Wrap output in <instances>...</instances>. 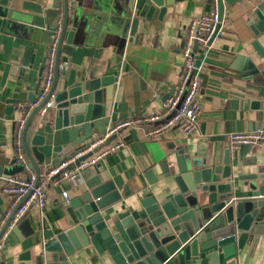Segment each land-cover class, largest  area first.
<instances>
[{
    "label": "crops",
    "instance_id": "0c3cea01",
    "mask_svg": "<svg viewBox=\"0 0 264 264\" xmlns=\"http://www.w3.org/2000/svg\"><path fill=\"white\" fill-rule=\"evenodd\" d=\"M74 1L68 31L73 29V10L82 7L88 16H82L78 34L84 37L86 49L92 50L91 56L84 57L82 65L76 67L77 71L88 72L92 79H118L111 86L114 88L111 101L107 99L106 88L103 89V106L110 120L108 129L161 112L181 76L182 48L189 23L210 11V0H179L162 19L156 10L148 19H140L132 41L128 26L127 39L119 38L117 17L109 4L99 0ZM222 4L225 34L214 41L200 65L203 116L198 133L186 137L174 130L161 139H151V125L122 129L114 139L124 143L121 150L85 168L77 181L69 179L62 185L49 187L47 207H32L18 225L28 221L33 233L28 236L22 231L9 233L0 252V264H27L28 261L19 259L27 252L34 261L46 242L80 225L75 210L65 204L63 192L67 191L73 202L111 183L122 201L109 211L113 214L127 211L133 209L130 205L138 199L161 193L164 176L157 174L158 183L148 187L145 174L157 167L175 174L179 152L184 148L188 151L187 158L199 159L208 166L222 165L230 135L264 127V111L254 106L260 98L250 61L258 62L255 42L264 48V34L258 36L252 29L258 13L264 15V0H222ZM64 15V0H24L14 21L0 30V166H9L15 160V123L20 117L15 105L28 101L30 93L36 92L45 72L52 36L58 24H63ZM241 57L246 60L239 62ZM26 60L28 66L24 65ZM61 67L71 71L72 64L61 63ZM9 106L14 107L12 114L6 112ZM30 130L29 140L35 132ZM93 132V137L100 135L96 129ZM230 152L236 179L234 197L244 199L250 194L238 177L264 170V149L243 146ZM55 157L40 166L41 175L51 167ZM6 184L7 179L0 177V227L4 226L12 204V199L3 193ZM131 188L142 191L133 194ZM69 261L101 264L93 248L77 253ZM232 261L264 264V239L255 250L246 246Z\"/></svg>",
    "mask_w": 264,
    "mask_h": 264
},
{
    "label": "water",
    "instance_id": "95a60500",
    "mask_svg": "<svg viewBox=\"0 0 264 264\" xmlns=\"http://www.w3.org/2000/svg\"><path fill=\"white\" fill-rule=\"evenodd\" d=\"M99 1L113 8L119 38L127 39L128 26L129 41H132L141 18L148 19L159 10L162 19L179 0ZM23 2L0 0V30L14 21ZM68 3L64 0L65 15L52 87L31 114L23 132L24 154L38 177L46 159L56 155L51 162V166H55L92 138L94 129L100 134L108 129L110 120L103 106V89L106 88L107 99L111 101L114 93L111 86L118 81L111 77L92 79L88 72L77 71L84 57L92 54L91 49H86L84 37L78 34L82 16L88 15L83 13L82 7H76L73 29L68 31L72 9ZM223 11L221 3V16ZM257 16L252 29L260 36L264 34V15L258 13ZM254 47L258 62L250 60L252 79L260 98L254 106L264 111V48L258 42ZM245 60L246 57H241L238 61ZM26 62L24 65L28 66ZM61 63H71V71H66ZM41 82L42 79L36 92L30 93L29 102H35ZM13 111L14 107L9 106L6 112L12 114ZM30 129L35 132L29 140ZM187 153L186 148L179 152V168L175 174L160 167L145 174L148 187L158 183L157 174L164 176L165 185L159 195L133 202L130 205L133 209L117 214L109 211L122 201L111 183L71 201L68 206L75 210L80 225L46 242L34 261L30 252L20 255L19 259L28 261L27 264H70L71 257L93 248L101 264H233L232 259L246 246L257 249L264 239V170L238 177L250 194L239 199L234 197L236 179L230 150L222 165L211 166L199 159L187 158ZM24 168L15 158L9 166H0V177L9 179L23 174ZM140 191L142 189H132L133 194ZM10 220L3 226L0 238L7 232ZM19 231L25 236L33 233L28 221L11 232Z\"/></svg>",
    "mask_w": 264,
    "mask_h": 264
},
{
    "label": "built area",
    "instance_id": "2783aa9c",
    "mask_svg": "<svg viewBox=\"0 0 264 264\" xmlns=\"http://www.w3.org/2000/svg\"><path fill=\"white\" fill-rule=\"evenodd\" d=\"M68 2L69 7L72 8L74 0H68ZM221 3L222 0H210V11L190 21L182 48L184 64L181 76L161 112L128 120L107 129L104 133L86 141L72 154L62 158L57 165L49 167L44 175L38 177L36 172L29 167L24 154L23 132L31 114L45 99L54 81L56 56L62 31V24H58L52 36L46 57L45 72L35 102H18L15 105L16 111L20 114L15 123V158L17 163L24 165L25 171L23 174L7 179V184L3 189L4 195L12 199V204L11 210L2 223L5 225L11 219L7 232L0 238V252L4 248L8 234L19 225L32 207L36 206L40 209L47 207L51 185L59 186L69 179L77 181L85 168L96 165L125 146L121 140L116 142L114 140L122 129L151 125L152 129L149 132L151 139H161L174 130L180 131L186 137L198 133L199 123L203 116V106L200 66L198 67L197 63L201 57L204 59L212 49L214 41L225 34L223 18L220 14ZM63 68L66 71L69 69L68 67ZM243 146L264 149V127L258 126L248 132L230 135L228 142L230 151L239 150ZM85 157L87 158L84 159ZM62 196L65 204L71 203V197L67 191L63 192ZM2 227H0V232Z\"/></svg>",
    "mask_w": 264,
    "mask_h": 264
}]
</instances>
